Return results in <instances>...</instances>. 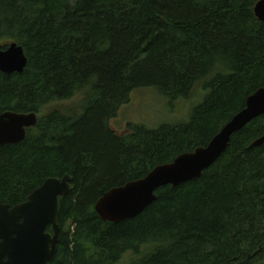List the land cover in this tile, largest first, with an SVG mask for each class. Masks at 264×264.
Returning a JSON list of instances; mask_svg holds the SVG:
<instances>
[{"label":"trees","instance_id":"trees-1","mask_svg":"<svg viewBox=\"0 0 264 264\" xmlns=\"http://www.w3.org/2000/svg\"><path fill=\"white\" fill-rule=\"evenodd\" d=\"M257 1L0 0V45L16 42L27 57L21 73L0 72V114L38 117L23 142L0 145V200L14 206L46 178L70 176L50 264H115L126 252L130 264H264V142L250 147L264 114L200 177L157 189L138 216L112 223L94 210L110 188L206 146L264 87ZM201 81L208 93L187 122L108 126L137 87L175 101Z\"/></svg>","mask_w":264,"mask_h":264},{"label":"water","instance_id":"water-1","mask_svg":"<svg viewBox=\"0 0 264 264\" xmlns=\"http://www.w3.org/2000/svg\"><path fill=\"white\" fill-rule=\"evenodd\" d=\"M255 17L264 22V0L254 5ZM27 63L16 42L0 45V72L21 73ZM264 114V87L250 94L237 112L204 147L184 152L169 163L155 166L145 177L107 190L94 204L101 220L117 223L143 212L156 200V190L176 187L198 178L227 149L231 136ZM37 114L5 111L0 114V145L20 143L26 130L37 124ZM264 134L251 142L260 146ZM70 190V176L48 177L27 199L14 206L0 200V264H50L56 256L61 228L59 199ZM47 227L50 231H47Z\"/></svg>","mask_w":264,"mask_h":264},{"label":"rangeland","instance_id":"rangeland-1","mask_svg":"<svg viewBox=\"0 0 264 264\" xmlns=\"http://www.w3.org/2000/svg\"><path fill=\"white\" fill-rule=\"evenodd\" d=\"M204 81L195 85L189 97L170 101L161 95L153 86H142L130 92L129 100L123 103L116 115L107 123L117 134H124L128 124L142 125L147 129H156L161 125H177L190 119L192 110L200 105L208 90L204 89ZM79 96L63 102L46 106L41 115L52 108H73L79 101ZM133 253L126 252L115 264H130Z\"/></svg>","mask_w":264,"mask_h":264}]
</instances>
